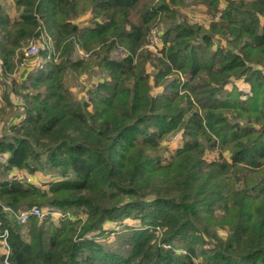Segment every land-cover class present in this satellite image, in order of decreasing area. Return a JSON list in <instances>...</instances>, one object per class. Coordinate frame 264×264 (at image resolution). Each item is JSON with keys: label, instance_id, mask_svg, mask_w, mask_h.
<instances>
[{"label": "trees", "instance_id": "trees-1", "mask_svg": "<svg viewBox=\"0 0 264 264\" xmlns=\"http://www.w3.org/2000/svg\"><path fill=\"white\" fill-rule=\"evenodd\" d=\"M262 19L264 0H0V264H264ZM42 170L61 179L26 181ZM32 207L64 215L17 224Z\"/></svg>", "mask_w": 264, "mask_h": 264}, {"label": "rangeland", "instance_id": "rangeland-1", "mask_svg": "<svg viewBox=\"0 0 264 264\" xmlns=\"http://www.w3.org/2000/svg\"><path fill=\"white\" fill-rule=\"evenodd\" d=\"M185 1H187V3L191 2V0H185ZM10 4L12 5V3H10ZM180 11L184 14V16L187 18V20L191 23H193V22L204 23L207 26L208 22L210 20V15L208 14V12H206V8L203 5H194L191 3V4H188V5L181 7ZM11 13L15 14L14 10H11ZM261 21H262V23H264V19H262ZM74 23L77 26L78 23L77 22H74ZM159 33L162 34L161 31H159ZM152 38L153 39H159L158 35H156V38H155V36H153ZM242 83H243L242 79H240L239 81H236L235 85L237 86V88L239 90H244L245 89L244 87L247 86L246 84H242ZM7 85H8V83H6L3 80V78L0 74V107L4 104L1 93L5 90V88H7ZM228 87L230 88L231 85H228ZM14 96L15 95L12 94V99L14 98ZM13 101L15 103L14 105L17 107L16 104H18V103H16V101L14 99H13ZM6 111L8 112V115H11L13 113L12 108H7ZM168 145H169V150L173 151L175 148L180 146V142L177 140V141H174L172 143H168ZM209 157H210V155H209ZM14 171H16L15 173L22 174L19 172V170H14ZM22 176H24V175H22ZM28 179L30 180V183L39 185L42 188L47 189L48 186H50L52 181H55V180L57 181V180L61 179V176L56 175L53 171L42 170V171L36 172L33 175H27V181H28ZM46 208L49 211V215L46 216L47 220L50 219V220H53L56 222V221H58V217H61L62 215H64V213H63L64 211L57 208V207H46ZM124 222L127 223V225H130V224L138 223V220H134L132 218H127L124 220ZM121 227H122L121 224H117V223L109 224L107 226V228L111 229V231L114 230L115 232L113 231V233L111 232V233L105 235L103 242L106 241L108 244L115 242L117 237L119 235H121V233L119 232L120 231L119 229H121ZM221 234H223V233L221 232ZM196 261L198 263V262H200V259H197Z\"/></svg>", "mask_w": 264, "mask_h": 264}, {"label": "built area", "instance_id": "built-area-1", "mask_svg": "<svg viewBox=\"0 0 264 264\" xmlns=\"http://www.w3.org/2000/svg\"><path fill=\"white\" fill-rule=\"evenodd\" d=\"M154 34V32L152 33L151 36V40L150 43L148 45V47L150 49H152L153 51H156L157 48L161 47V42L158 39H153L152 37L156 35ZM26 53L28 55H33L36 53V46L35 45H30L26 48ZM80 54H82L81 51H79ZM246 88V87H244ZM245 90V89H244ZM2 156V155H1ZM16 171H14L15 173ZM27 181V178H26ZM27 182H30V180L28 179ZM49 215V211L47 208H38V207H32L31 209L28 210H23L21 212L18 213L17 215V224L19 225H23L25 223H27L32 217H38V218H45L46 216ZM9 254V247L6 241V232L1 233L0 232V256H4V258H7Z\"/></svg>", "mask_w": 264, "mask_h": 264}, {"label": "water", "instance_id": "water-1", "mask_svg": "<svg viewBox=\"0 0 264 264\" xmlns=\"http://www.w3.org/2000/svg\"><path fill=\"white\" fill-rule=\"evenodd\" d=\"M76 28V25H74V29Z\"/></svg>", "mask_w": 264, "mask_h": 264}, {"label": "crops", "instance_id": "crops-1", "mask_svg": "<svg viewBox=\"0 0 264 264\" xmlns=\"http://www.w3.org/2000/svg\"><path fill=\"white\" fill-rule=\"evenodd\" d=\"M16 174H18V173H16Z\"/></svg>", "mask_w": 264, "mask_h": 264}]
</instances>
